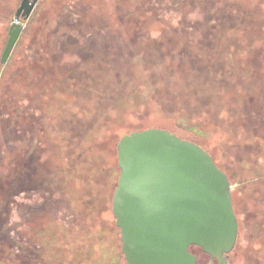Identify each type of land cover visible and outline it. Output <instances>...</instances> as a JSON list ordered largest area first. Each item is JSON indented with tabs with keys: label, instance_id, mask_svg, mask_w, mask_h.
Listing matches in <instances>:
<instances>
[{
	"label": "rangeland",
	"instance_id": "374dc122",
	"mask_svg": "<svg viewBox=\"0 0 264 264\" xmlns=\"http://www.w3.org/2000/svg\"><path fill=\"white\" fill-rule=\"evenodd\" d=\"M148 128L210 153L229 264H264V0H40L0 62V264H126L116 145Z\"/></svg>",
	"mask_w": 264,
	"mask_h": 264
},
{
	"label": "water",
	"instance_id": "95a60500",
	"mask_svg": "<svg viewBox=\"0 0 264 264\" xmlns=\"http://www.w3.org/2000/svg\"><path fill=\"white\" fill-rule=\"evenodd\" d=\"M37 0H21L26 19ZM22 31L13 23L0 62ZM119 175L111 211L126 264H197L196 246L209 264H229L238 223L227 175L199 144L166 129L122 135L116 145ZM216 260V263L212 262Z\"/></svg>",
	"mask_w": 264,
	"mask_h": 264
},
{
	"label": "flooded vegetation",
	"instance_id": "af4514ba",
	"mask_svg": "<svg viewBox=\"0 0 264 264\" xmlns=\"http://www.w3.org/2000/svg\"><path fill=\"white\" fill-rule=\"evenodd\" d=\"M40 0H37V2L35 3V5H34V7H33V9H32V11L30 12V14H29V16L25 19L23 16H22V12H23V10L19 13V15H18V17H16V12H17V9H18V7L20 6V3H21V0H18V4H17V6L15 7V9H14V11H13V16L11 17V21H10V24L8 25V27H7V29H6V34H7V38H8V31H9V28H10V26L13 24V23H17V24H21L22 25V30H23V25H24V23L26 22V21H28L29 20V18L31 17V15H32V13H33V11H34V9H35V6L37 5V3L39 2ZM22 32V31H21ZM21 32H20V34H21ZM20 36V35H19ZM19 38V37H18ZM18 40V39H17ZM6 41H7V39H6ZM5 44H6V42H5ZM5 46V45H4ZM4 48V47H3ZM201 250V249H200ZM208 256V255H207ZM228 257H229V255L226 257V259H227V261L229 262V260H228ZM197 261H198V257H197ZM209 262H210V257L208 256V262H207V264H209ZM212 262L213 263H216V260L215 259H212Z\"/></svg>",
	"mask_w": 264,
	"mask_h": 264
},
{
	"label": "trees",
	"instance_id": "16d2710c",
	"mask_svg": "<svg viewBox=\"0 0 264 264\" xmlns=\"http://www.w3.org/2000/svg\"><path fill=\"white\" fill-rule=\"evenodd\" d=\"M179 136H180V135H179ZM180 137H182V136H180ZM182 138H183V137H182ZM197 144H198V143H197ZM199 145H200V144H199ZM200 146H201V145H200ZM203 148H204V147H203ZM191 247H192V246H191ZM191 247H190V248H191ZM190 248H189V251H190ZM190 252H191V251H190Z\"/></svg>",
	"mask_w": 264,
	"mask_h": 264
}]
</instances>
